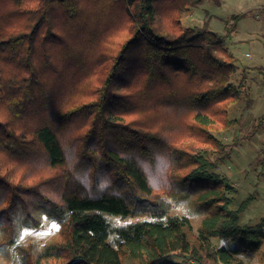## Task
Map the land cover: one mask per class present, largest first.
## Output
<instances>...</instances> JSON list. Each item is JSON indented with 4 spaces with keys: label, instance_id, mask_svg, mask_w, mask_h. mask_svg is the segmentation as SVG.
<instances>
[{
    "label": "trees",
    "instance_id": "trees-1",
    "mask_svg": "<svg viewBox=\"0 0 264 264\" xmlns=\"http://www.w3.org/2000/svg\"><path fill=\"white\" fill-rule=\"evenodd\" d=\"M203 1L0 0L7 264L263 257L264 217L239 226L253 197L232 209L237 189L217 171L225 145L212 133L235 125L228 110L246 78L233 82L237 57L220 37L181 24ZM180 206L200 217L196 235L170 214ZM44 220L56 238L20 243Z\"/></svg>",
    "mask_w": 264,
    "mask_h": 264
},
{
    "label": "rangeland",
    "instance_id": "rangeland-1",
    "mask_svg": "<svg viewBox=\"0 0 264 264\" xmlns=\"http://www.w3.org/2000/svg\"><path fill=\"white\" fill-rule=\"evenodd\" d=\"M181 24L185 28L205 26L220 37L237 57L233 82L246 78L242 99L228 110L235 125L227 131L212 133L225 145V156L217 171L237 189L232 209L253 197L239 216V226L254 225L264 217V169L257 165L264 155V74L259 72L261 69L264 73V0H204L192 8V14L185 16ZM218 156L222 155L213 154L211 159ZM170 214L188 216L184 206L172 208ZM188 218L196 235L200 217ZM58 230L56 223L44 220L41 228L24 232L20 243L35 241L43 245L56 238ZM213 243L222 244L218 240ZM262 254L263 257L246 260L247 264H264V249ZM0 263L7 264L1 258Z\"/></svg>",
    "mask_w": 264,
    "mask_h": 264
}]
</instances>
